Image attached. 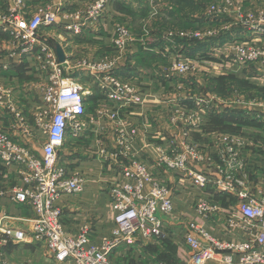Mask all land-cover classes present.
I'll list each match as a JSON object with an SVG mask.
<instances>
[{
    "label": "crops",
    "instance_id": "0c3cea01",
    "mask_svg": "<svg viewBox=\"0 0 264 264\" xmlns=\"http://www.w3.org/2000/svg\"><path fill=\"white\" fill-rule=\"evenodd\" d=\"M94 1L26 0V4L30 15L40 7H48L64 18L70 13L88 10ZM196 1L110 0L97 24L89 25L80 36H73L64 29L65 23H74L73 19L60 20L55 27L41 29L42 39L54 46L60 45L69 58L71 66L66 70V77L81 84L87 93V115L83 119L88 125L87 132L77 139L69 134L58 150V168L68 176L80 174L85 181L81 193L63 194L58 200L63 211L65 235L75 237L82 230H88L97 247L112 237L115 212L110 190L113 185L125 182L123 167L128 164V159L121 152H126L137 155L151 169L154 181L173 192L174 211L166 218L165 239L141 242L134 254L135 261L144 258L148 264H188L191 254L185 237L190 223L200 227L209 237L224 242L235 241L238 236L241 239L248 237L247 232L231 225V221L233 224L241 222L240 215L233 213L236 204L233 194L211 185L198 187L186 173L169 170L159 162V149L172 151L173 146L182 148L192 144L208 148L214 137L227 133L248 141L246 177L240 178L255 184L264 176V63L244 64L235 56L228 57L226 46L212 55L211 45L198 47L184 43L178 51L165 40L169 30L185 28L183 24H176L178 22L201 24L206 21V11L202 15L201 11L189 12L191 3ZM148 4L156 5L150 29L147 25L151 18L135 20L136 16L145 15L147 10L143 7ZM250 4L248 1L246 5ZM12 6L13 0H0L1 13L8 12ZM136 22H140V29L134 31L131 27L130 31L138 40L118 53L113 46L116 24ZM240 33L239 38L245 39L246 44L264 47V35L245 36L241 30ZM231 35L235 36V33ZM11 49L8 36L0 33V131L19 147L41 156L47 137L37 129L35 115L43 105L42 87L47 78L38 70L33 58L10 57ZM180 55L193 59L197 69L195 75L182 76L174 71L175 57ZM103 58L116 59V73L130 79L142 93L141 105L107 103L98 85L94 84L93 73L87 65ZM196 95L216 96L219 100L212 106L213 111L211 108H207L208 112L197 110ZM100 109L116 110L117 120L100 117ZM178 109L194 114L200 125L189 130L182 123L172 121ZM130 137L134 138L130 140ZM22 187L17 167L0 163L2 259L10 264H67L55 261L32 238L35 211L27 204L11 199ZM150 190L151 185H147L146 192ZM206 200L215 207L207 217L198 211L199 203ZM7 230L24 231L28 238L17 242L3 234Z\"/></svg>",
    "mask_w": 264,
    "mask_h": 264
},
{
    "label": "built area",
    "instance_id": "2783aa9c",
    "mask_svg": "<svg viewBox=\"0 0 264 264\" xmlns=\"http://www.w3.org/2000/svg\"><path fill=\"white\" fill-rule=\"evenodd\" d=\"M248 1L250 5H246ZM109 3L110 0H95L88 10L70 13L64 18L48 7H40L30 15L26 0H13L8 12H0V33L8 36L12 47L9 56L33 58L38 70L47 78L42 87L43 105L35 115L37 129L47 137L41 156L19 147L0 131V163L6 167H17L23 187L15 191L11 199L29 205L35 211L32 238L59 263L115 264L114 255L132 258L141 242L165 239L166 218L174 211L173 192L166 185L154 181L151 169L137 155L121 152L128 159V164L123 167L125 182L113 185L110 190L115 212L112 237L97 247L93 245L88 230H82L75 237L64 233L63 211L58 200L63 194L81 193L85 181L80 174L68 176L58 168V150L69 134L77 139L87 132L88 125L83 121L87 115V93L81 84L66 77V70L71 66L69 58L66 56V60L60 63L53 45L42 39L40 31L55 27L60 20L73 19L74 23H65L64 29L73 36H80L89 25L97 24ZM263 5L258 4V0H214L206 9L205 22L197 24L196 29L170 31L165 40L173 49L180 51L184 43L197 46L212 44L221 36L232 37L233 42L224 45L228 47V57L235 56L244 64L264 63V47L240 42L229 34L232 26H240L248 31L245 36L264 35ZM115 35L113 46L118 53L138 40L122 24H116ZM211 46V54L214 55L218 49L216 45ZM116 64L113 58L88 63L94 84L98 85L107 103L141 105L142 93L130 79L116 73ZM194 64L187 55H180L175 57L173 69L178 75L193 76L197 72ZM194 99L197 110L207 112V108L211 111L219 100L216 96L206 95H196ZM9 107L13 109V106ZM98 114L112 121L118 118L116 110L100 109ZM175 114L171 120L182 123L186 129L200 125L194 114L180 109ZM121 131L124 138V131ZM212 142L208 148L192 144L184 145L183 150L177 146H173L172 151L159 149V162L169 170L186 173L198 187L211 185L219 191L233 194L236 197L233 213L240 215L241 222L233 224L231 221V225L247 232L248 237L241 239L238 236V241L224 242L209 237L200 227L190 223L185 237L191 254L188 264H264V176L255 184L240 178L248 166L245 161L248 141L243 137L224 133L214 137ZM196 168L203 169L194 171ZM147 185H151L149 192H146ZM214 209L207 200L198 205L199 213L205 217ZM3 234L17 242L28 238L27 233L21 230H7ZM0 264L10 263L0 255Z\"/></svg>",
    "mask_w": 264,
    "mask_h": 264
},
{
    "label": "rangeland",
    "instance_id": "374dc122",
    "mask_svg": "<svg viewBox=\"0 0 264 264\" xmlns=\"http://www.w3.org/2000/svg\"><path fill=\"white\" fill-rule=\"evenodd\" d=\"M214 0H197L196 2H192L191 3V6H190V13H194L196 11H201V14L202 15L206 9L208 8L209 4L212 3ZM152 0H149V3H151ZM264 4V0H258V4ZM143 7V6H142ZM264 7V5H263ZM143 9H146L147 12L145 13L144 16H136L135 17V20L136 19H141L142 17L145 18H151V22L147 25V28L150 29V27L153 26V22H154V19H152V16L155 15L156 13V5L153 4L152 5H146L145 8L143 7ZM160 17V16H159ZM162 22V21H161ZM165 24H167L168 22L164 21ZM195 22H187V23H181V22H178L176 24L178 25H181L183 24L185 28H176L175 31H182V30H192V29H196L197 28V23ZM122 25L126 26L127 28L131 29H134V31H136L137 29H140V22H136V23H127V24H124L122 23ZM194 25V26H193ZM193 26V27H191ZM240 30L243 32V34L245 35L248 31L246 30V28H243V27H240V26H232L231 29L229 30V34H234L235 33V37L239 39L240 42H243V43H246L245 39H242V38H239V35H241L240 33ZM172 31V32H175L174 29H171L169 30V32ZM232 37H227V36H221L220 38H217L213 41L212 44H201L203 45L204 47H206L205 45H216V48L219 49L220 47H224L225 44H231L233 42V40L231 39ZM246 38V37H244ZM245 41V42H244ZM198 47L200 45H197ZM115 264H123V263H126V264H148L149 261L142 258L141 260H138V261H135L134 257L135 255L132 256V258H128V259H124L122 256H115Z\"/></svg>",
    "mask_w": 264,
    "mask_h": 264
},
{
    "label": "water",
    "instance_id": "95a60500",
    "mask_svg": "<svg viewBox=\"0 0 264 264\" xmlns=\"http://www.w3.org/2000/svg\"><path fill=\"white\" fill-rule=\"evenodd\" d=\"M53 47L56 51V54H57V57H58L60 63H63L66 60V55H65L63 49L58 44L55 46L53 45Z\"/></svg>",
    "mask_w": 264,
    "mask_h": 264
}]
</instances>
